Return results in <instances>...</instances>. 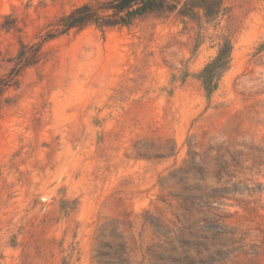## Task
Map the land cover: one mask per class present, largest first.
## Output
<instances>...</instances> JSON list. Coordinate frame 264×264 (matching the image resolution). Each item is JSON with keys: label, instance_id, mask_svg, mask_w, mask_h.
Masks as SVG:
<instances>
[{"label": "rangeland", "instance_id": "obj_1", "mask_svg": "<svg viewBox=\"0 0 264 264\" xmlns=\"http://www.w3.org/2000/svg\"><path fill=\"white\" fill-rule=\"evenodd\" d=\"M108 1L0 0V264H264V0Z\"/></svg>", "mask_w": 264, "mask_h": 264}, {"label": "trees", "instance_id": "obj_2", "mask_svg": "<svg viewBox=\"0 0 264 264\" xmlns=\"http://www.w3.org/2000/svg\"><path fill=\"white\" fill-rule=\"evenodd\" d=\"M137 2L136 6L126 9L131 3ZM175 4L165 5L166 0H110L108 2L100 3L99 6H104L124 10L123 16L119 17V22L126 23L132 17L143 14L145 12L165 8L167 10H174L178 0H173ZM199 1V4L196 5ZM184 0L179 8L182 14L194 12V8L201 7L207 16L216 14L224 9L223 0ZM90 23L106 24V19H101L96 15V11L89 3H84L72 9L69 13L61 16L57 22V27L48 33L43 40L54 38L58 34H63L71 29H81ZM262 49V47H260ZM232 42L225 38L220 44L217 54L207 62L198 73V78L201 80L204 91L207 96H210L217 88L219 78L222 73L229 67L231 60ZM32 57L27 59L25 64H30Z\"/></svg>", "mask_w": 264, "mask_h": 264}]
</instances>
